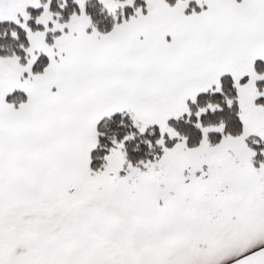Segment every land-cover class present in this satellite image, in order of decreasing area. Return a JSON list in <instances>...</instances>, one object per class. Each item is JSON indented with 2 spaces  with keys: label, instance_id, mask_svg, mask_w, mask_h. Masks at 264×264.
I'll list each match as a JSON object with an SVG mask.
<instances>
[{
  "label": "snow or ice",
  "instance_id": "1",
  "mask_svg": "<svg viewBox=\"0 0 264 264\" xmlns=\"http://www.w3.org/2000/svg\"><path fill=\"white\" fill-rule=\"evenodd\" d=\"M0 264H264V0H0Z\"/></svg>",
  "mask_w": 264,
  "mask_h": 264
}]
</instances>
